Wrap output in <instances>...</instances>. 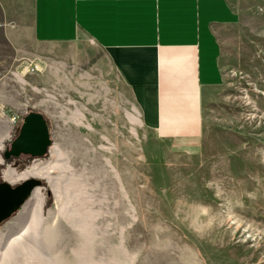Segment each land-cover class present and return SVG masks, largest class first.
<instances>
[{
  "label": "rangeland",
  "instance_id": "1",
  "mask_svg": "<svg viewBox=\"0 0 264 264\" xmlns=\"http://www.w3.org/2000/svg\"><path fill=\"white\" fill-rule=\"evenodd\" d=\"M218 39L221 82L203 98L193 146L129 118L138 106L113 73L101 78L88 40L39 45L43 60L54 54L42 70L24 69L30 42L0 40V180L8 166L52 160L53 145L89 176L84 188L67 184L88 224L82 231L58 219L67 236L46 241L52 264H264V0H240ZM30 111L47 120V151L4 159ZM37 178L47 217L61 200Z\"/></svg>",
  "mask_w": 264,
  "mask_h": 264
},
{
  "label": "crops",
  "instance_id": "2",
  "mask_svg": "<svg viewBox=\"0 0 264 264\" xmlns=\"http://www.w3.org/2000/svg\"><path fill=\"white\" fill-rule=\"evenodd\" d=\"M237 1L0 0V40L32 44L25 70L53 61L37 55L39 45L88 40L100 52L95 70L114 74L144 125L193 146L203 98L221 82L218 32L237 20Z\"/></svg>",
  "mask_w": 264,
  "mask_h": 264
},
{
  "label": "bare ground",
  "instance_id": "3",
  "mask_svg": "<svg viewBox=\"0 0 264 264\" xmlns=\"http://www.w3.org/2000/svg\"><path fill=\"white\" fill-rule=\"evenodd\" d=\"M138 114L136 111H133L130 115V118L136 123L140 122V114ZM82 116V112L76 109L73 117L79 118L76 119L77 123H82ZM2 148L3 137L0 138V162L3 160L1 155ZM64 154L57 145H53V158L48 162L40 163L35 161L20 171L12 166L3 169V179L9 183L24 180L28 177H45L57 201L61 200V202L57 203L59 205H57L56 210L53 209L55 211H48L46 217L43 212L45 201L44 188L37 186L32 190L31 195L16 215L0 225V264H52L54 255L46 241L54 235L59 240H63L67 236L58 219L61 218L65 226H70L77 230L83 231L87 226L88 223L84 220V214L81 215L82 213L80 214L78 211V205L77 207L75 204L74 206L70 205V199L79 198V193H75V191L68 192L67 184L70 183L72 186L73 184L75 186L79 185L84 188L89 176L86 175V177L82 171L81 173H74L76 170ZM55 170L58 171L57 176L53 175ZM66 172L68 175L65 176ZM63 176H65V181L61 182L60 178ZM50 215L53 217V221L48 219ZM79 234L81 235L82 233Z\"/></svg>",
  "mask_w": 264,
  "mask_h": 264
},
{
  "label": "water",
  "instance_id": "4",
  "mask_svg": "<svg viewBox=\"0 0 264 264\" xmlns=\"http://www.w3.org/2000/svg\"><path fill=\"white\" fill-rule=\"evenodd\" d=\"M51 143L45 116L37 111L27 112L21 121L18 133L3 151V158L9 159L20 154L41 156ZM41 184L37 177H28L20 183L0 180V222L18 210L31 195L32 190Z\"/></svg>",
  "mask_w": 264,
  "mask_h": 264
},
{
  "label": "built area",
  "instance_id": "5",
  "mask_svg": "<svg viewBox=\"0 0 264 264\" xmlns=\"http://www.w3.org/2000/svg\"><path fill=\"white\" fill-rule=\"evenodd\" d=\"M1 24V23H0ZM31 69H33V68H31Z\"/></svg>",
  "mask_w": 264,
  "mask_h": 264
}]
</instances>
